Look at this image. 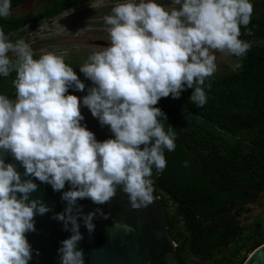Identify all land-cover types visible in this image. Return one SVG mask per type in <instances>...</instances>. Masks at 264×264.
Listing matches in <instances>:
<instances>
[{
	"label": "clouds",
	"instance_id": "obj_1",
	"mask_svg": "<svg viewBox=\"0 0 264 264\" xmlns=\"http://www.w3.org/2000/svg\"><path fill=\"white\" fill-rule=\"evenodd\" d=\"M10 0H0V17L10 15ZM253 13L250 0H121L104 16L108 46L93 51L79 67L92 82L82 103L114 138L98 141L80 122L81 100L68 92L85 84L65 62L66 53L43 51L38 58L24 39L12 42L0 28V76L15 71V100L0 94V264H28L32 248L26 233L35 231L34 218L51 211L42 200L29 199L37 185L21 179L11 153L25 171L54 191H62L63 212L53 214L71 235L58 248L60 264H84L78 217L89 234L97 207L84 214L80 199L109 203L120 188L132 209L154 202L153 168H166L164 151H174L177 133L155 105L162 97L179 98L187 87L190 100L207 103L206 80L217 71L219 52L242 58L251 44L241 40ZM251 34V33H248ZM14 54L15 59L9 56ZM232 71L242 67L239 59ZM188 166V161L184 162ZM19 194V195H18ZM114 227L132 232L128 224ZM39 254L37 250V255Z\"/></svg>",
	"mask_w": 264,
	"mask_h": 264
},
{
	"label": "trees",
	"instance_id": "obj_2",
	"mask_svg": "<svg viewBox=\"0 0 264 264\" xmlns=\"http://www.w3.org/2000/svg\"><path fill=\"white\" fill-rule=\"evenodd\" d=\"M88 1L53 0L33 14L0 17V28L12 39ZM10 2L12 10L25 0ZM251 3L250 23L240 26L239 38L251 44L237 57L242 67L206 80L211 88L205 87L203 107L189 99L193 89L187 87L179 98L162 97L155 105L167 117L165 130L171 125L177 133L175 150L164 151L166 168H153L152 179L179 264H243L264 243V4ZM65 62L85 84L82 92H68L87 95L92 82L79 70L84 62ZM15 75L0 76V94L15 96Z\"/></svg>",
	"mask_w": 264,
	"mask_h": 264
},
{
	"label": "water",
	"instance_id": "obj_3",
	"mask_svg": "<svg viewBox=\"0 0 264 264\" xmlns=\"http://www.w3.org/2000/svg\"><path fill=\"white\" fill-rule=\"evenodd\" d=\"M76 96L81 100L80 111L84 117L80 123L92 131L98 141L114 138L110 127L101 126L98 118L93 117L90 110L83 105V96ZM9 99L15 100L16 96ZM4 160L5 163L16 166L22 180L32 179L36 183L37 189L30 193L29 199L39 198L51 209L43 215L37 214L34 218L36 230L25 234L33 250L28 264H60L57 250L61 247V241L68 238L71 232L66 231L63 222L54 219L53 214L63 212L66 202L61 199L62 191L68 190L70 185L66 183L62 191H54L50 184L42 183L32 176H24L23 165L10 152L4 153ZM153 195L154 202L142 209H132L127 194L120 188L107 204L97 205L87 198L78 200L84 214L97 207L110 213L108 219L98 214L94 217L95 229L91 234L84 226L82 218L78 217L83 239L78 242L77 247L84 251V264H179L175 242L167 230L162 201L159 195ZM116 222L130 225L133 231L126 233L115 228ZM243 264H264V243L256 247Z\"/></svg>",
	"mask_w": 264,
	"mask_h": 264
},
{
	"label": "rangeland",
	"instance_id": "obj_4",
	"mask_svg": "<svg viewBox=\"0 0 264 264\" xmlns=\"http://www.w3.org/2000/svg\"><path fill=\"white\" fill-rule=\"evenodd\" d=\"M50 1L25 0L23 4L10 10V15L36 13ZM258 1L264 0H250V2ZM119 2L121 0H93L82 7L88 8L89 11L77 13L81 6H77L76 10H66L50 20L40 21L34 28L24 27L13 33V38L10 40L15 42L24 39L31 45L35 55H40L43 51H55L66 53L65 59L84 62L93 51L108 46L109 36L103 18L111 14L112 7ZM157 2L160 3V0ZM214 54L217 57V71L214 74L231 70L230 65L237 61L236 56L225 57L218 51Z\"/></svg>",
	"mask_w": 264,
	"mask_h": 264
},
{
	"label": "flooded vegetation",
	"instance_id": "obj_5",
	"mask_svg": "<svg viewBox=\"0 0 264 264\" xmlns=\"http://www.w3.org/2000/svg\"><path fill=\"white\" fill-rule=\"evenodd\" d=\"M51 1H53V0H51ZM51 1H50V2H51ZM91 1H93V0H90V1L85 2V3H78L77 5H74V6L70 7V8H67V9H65L64 11L69 10V9H74V10H76V7H77V6H81V8L78 10L77 13H84V12H86V11H89V9H88V8H82L83 5L85 6V4H89V2H91ZM50 2H49V3H50ZM171 2H172V0H160V3H161V4H164L165 6L170 5ZM256 3L264 4V1H263V2L258 1V2H256ZM47 4H48V3H47ZM45 5H46V4H45ZM64 11H63V12H64ZM60 14H61V13H60ZM58 15H59V14H58ZM56 16H57V15H56ZM54 17H55V16H54Z\"/></svg>",
	"mask_w": 264,
	"mask_h": 264
}]
</instances>
